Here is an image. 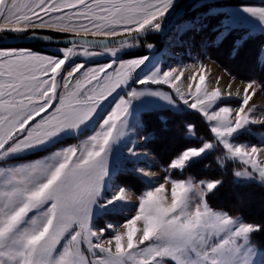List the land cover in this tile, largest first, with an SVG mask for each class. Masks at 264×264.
I'll use <instances>...</instances> for the list:
<instances>
[{
	"label": "snow or ice",
	"instance_id": "snow-or-ice-1",
	"mask_svg": "<svg viewBox=\"0 0 264 264\" xmlns=\"http://www.w3.org/2000/svg\"><path fill=\"white\" fill-rule=\"evenodd\" d=\"M175 3L0 0V39L35 40L45 47L0 48V264H264L254 259L253 241L264 224L210 206L209 196L222 180L171 175H183L215 150L222 153L218 163L245 166L234 171L238 182L264 184V144L238 142L251 124H264V116L254 115L255 105L248 107L264 85L249 80L243 93L210 88L202 63L187 76L169 67L140 78L148 57L118 55L160 30ZM190 3L195 10L215 0ZM242 9L264 25V7ZM59 44L65 46L52 54L46 50ZM101 55L112 59L87 63ZM76 57L85 62L70 65ZM205 59L211 61L207 53ZM256 59L264 66V45ZM146 97L172 110L184 105L197 112L210 136L175 154L159 184L139 167L149 158L140 141L152 134H143L133 105ZM232 99L239 104L227 103ZM185 128L195 131L191 123ZM120 175L144 180L146 190L135 205ZM110 209L123 222L97 228L95 217ZM259 255L264 258V252Z\"/></svg>",
	"mask_w": 264,
	"mask_h": 264
},
{
	"label": "rangeland",
	"instance_id": "rangeland-1",
	"mask_svg": "<svg viewBox=\"0 0 264 264\" xmlns=\"http://www.w3.org/2000/svg\"><path fill=\"white\" fill-rule=\"evenodd\" d=\"M182 1L183 0H176L173 9H171L169 13L164 17L161 26L168 25L171 22L174 11L182 3ZM245 4L253 7H264V0H215L214 5H207L204 8H202L203 10H201L198 14H192V15L189 14L191 15V18H187L189 17V15H186L187 11L192 9V5H190L186 8V11L182 19L179 20L173 26L170 32L164 36L163 41L159 43L151 42L150 40H147L145 38L148 36L147 35L141 38V43L138 47L123 49L118 55L122 59H132L133 57H137V56L148 57V60L145 62V64L142 65L140 69H138L137 75L140 78H143L151 71H154L156 68H161L162 70H166L169 67H177L178 70H183L185 72V75L187 76L192 72L200 71V64L202 63L204 65L205 72L208 77L206 83L210 88H214L218 86L221 88L222 92L225 93L227 91H232L234 93L237 88H241L240 91L241 93H243V89L246 86V82L249 80H255L259 82L260 85H263L264 66H261L258 62H256L257 61L256 56L260 46L264 45V25H262L259 20L253 18L250 14L243 11L242 5ZM210 7L213 10L207 11V9ZM203 27L205 28L204 30H202L204 34V36L202 37L204 38L201 39L202 45L201 48L199 49L198 47L192 45L193 42H196L199 39L200 37L199 30L203 29ZM232 29L235 32V34L229 47L228 31ZM190 30H192L193 42H191L190 40H185V35ZM206 33L210 34V39L212 41L211 43L213 44H217L222 40L226 41L225 43L222 44V48L218 51V53L221 56L220 62H217L213 58H211V61H209L205 59V56L203 58H198L197 56L198 52L199 54L201 52H204L203 51L204 50L203 48L205 47L204 45L206 43H209L210 41L206 38L207 37ZM222 33H223L222 38L217 40L218 37H221ZM242 37H243V41H241ZM32 44H36V43L17 44V45H10L4 47L0 46V48H15V47L33 48ZM148 44L153 45V48L149 49L147 47ZM41 46L44 47V44L42 43ZM57 47H64V46H54L47 48L49 50L48 51L49 54L56 52ZM35 50L39 51L41 49H35ZM237 50L239 51L237 52ZM235 56H237V58H235L236 60L230 59L231 57H235ZM110 59H112L111 56L101 55V56L88 58L87 63L89 64L107 63L108 60ZM81 62H85V58L76 57L72 62H70V65L72 63H81ZM257 64L260 65L261 67H259ZM243 69H249V72L246 73V75H242ZM229 73L231 75H229ZM217 77L220 78L219 84H217L215 79ZM232 77H235V80H233ZM225 83L227 84V86ZM229 84H231V88L228 87ZM120 94L123 95L124 90H120ZM227 103L231 104L232 106H237L239 104V100L232 99L227 101ZM254 105L256 108L254 115L257 116L258 118L264 116V89H256V95L253 97L252 101L249 102L248 107H253ZM159 109L172 110L171 108L164 106L161 102L148 97L144 98L142 101H137L133 105V110L136 112L137 118L142 122H143L142 118L144 119L143 116L144 113L149 114V112ZM172 111L195 112L184 105H180L179 110H172ZM195 113L201 118L200 123H198V125L200 126L199 130L200 131L207 130L203 118L197 112ZM253 125H264V124L261 123L251 124L248 127V130L246 131L251 135L250 139L248 140L239 139L238 142L257 145V146L264 144V130L253 129L252 128ZM147 126L149 125L147 124ZM147 133L152 134L151 139L154 137L152 131H150L149 128H147L146 130L144 127L143 134H147ZM195 133L196 131H194L191 134L186 132V136L189 139H193L191 137H194ZM164 134L161 135V139L158 141L159 144L165 141L164 139H162V136ZM167 134L169 136L174 133H167ZM134 138L135 137H133V139ZM70 142L76 143L77 141L73 140ZM202 142L203 140H201V142H198L197 145L201 144ZM147 143L148 141L147 142L143 140L140 141L142 150L148 155L149 158L146 160H142L141 163L139 164V167L144 168L146 173H149L151 175V178L153 179L155 184L164 183L163 180V177L165 175L164 169L167 168L169 162L166 164L160 163L159 158L156 156V154L152 153V151L147 149L146 147ZM225 162L227 161H222L219 163V165L223 166L225 165ZM178 173L179 172L177 170H173L171 175L176 179H185L187 177H192L195 180H205V181L213 180L211 178L198 179L190 174L178 176ZM234 178L237 181V178L235 176ZM240 182H244V181H240ZM119 183L125 187L128 186L131 187L132 195H133L132 205H135L136 197H138L143 191L146 190L144 180L139 177H136L135 175H120ZM217 210H222V209H217ZM134 211L135 208L133 207L132 211L126 213V215H131L134 213ZM123 220H124L123 215H120L118 212L112 211L110 209L108 212L98 214L95 217L93 223L97 228H100L107 223H112L114 225L118 223H122ZM262 222H264L263 219ZM260 252H264V250L257 246V256L254 258L257 261L264 259L259 255Z\"/></svg>",
	"mask_w": 264,
	"mask_h": 264
},
{
	"label": "trees",
	"instance_id": "trees-1",
	"mask_svg": "<svg viewBox=\"0 0 264 264\" xmlns=\"http://www.w3.org/2000/svg\"><path fill=\"white\" fill-rule=\"evenodd\" d=\"M201 10L203 9L196 8L194 10L192 8L187 11L186 15L198 14ZM191 15L187 18H191ZM204 29V27L201 30L198 29L200 37L196 42H193L192 30L185 35V40H190L193 42L192 46H196L200 49L202 45L201 39L204 38L202 37L204 36L202 32ZM234 34L235 32L233 29L228 31L229 47L232 39L234 38ZM206 36V38L210 41L204 45V52H201L200 54L199 52L197 53L198 58H203L205 53H207V56H210L217 62H220L221 56L218 51L222 48V44L226 41L222 40L217 44H213L211 43L210 34L206 33ZM145 38L154 43H159L164 40V37L159 34H151ZM41 45L42 43H36L32 44V47L35 49L45 50V48ZM46 50L49 51L48 49ZM235 58L237 57H231L230 59L234 60ZM242 72V75H246V73L249 72V69H243ZM143 116L144 119L142 118V120L145 129L147 130V128H149L154 135V137L148 141L146 147L152 151V153L156 154L159 158V162L162 164L168 163L170 159L184 147L188 145H197L198 142H201V140L205 141L210 139L207 130H199L200 126L198 123H200L201 118L195 112H174L170 109H159L151 111L149 114L144 113ZM189 123L195 125L196 133L194 137H191L193 139H189L186 136L187 131L185 126ZM147 124L149 126H147ZM252 128L264 130V125H253ZM167 133L174 134L168 136ZM162 134H164L162 139L165 141L159 144L158 141L161 139ZM250 137L251 135L249 133L244 132L240 137V140H248ZM221 154L222 153L220 151H211L204 159L199 160L198 163H195L190 168L185 169L183 175L190 174L198 179L211 178L222 180V187H220L214 195L209 196V204L213 208L222 209L229 212V214L233 216H241L247 222L264 224V222H262V219L264 220V184L256 181H236L234 178V171L242 170L243 165L237 161H227L225 162V165L220 166L217 158ZM183 175L178 173V176ZM253 241L259 248L264 250V232L256 233L253 236Z\"/></svg>",
	"mask_w": 264,
	"mask_h": 264
},
{
	"label": "water",
	"instance_id": "water-1",
	"mask_svg": "<svg viewBox=\"0 0 264 264\" xmlns=\"http://www.w3.org/2000/svg\"><path fill=\"white\" fill-rule=\"evenodd\" d=\"M191 0H183L182 3L178 6V8L174 11L172 15L171 22L168 25L161 26L160 30L158 31H150L146 33L143 37L150 35V34H159L161 36L167 35L170 30L173 28V26L182 19L186 8L191 5ZM142 37V38H143ZM31 43H42L38 42L35 40L29 41L26 39H20V40H15L11 39L10 37L7 39H0V46H10V45H17V44H31ZM58 46H65L64 44H59Z\"/></svg>",
	"mask_w": 264,
	"mask_h": 264
},
{
	"label": "bare ground",
	"instance_id": "bare-ground-1",
	"mask_svg": "<svg viewBox=\"0 0 264 264\" xmlns=\"http://www.w3.org/2000/svg\"><path fill=\"white\" fill-rule=\"evenodd\" d=\"M251 2H252V1H251ZM213 35H214V34H213ZM258 42H259V41H258ZM246 43H247V42H246ZM179 47H180V46H179ZM238 51H239V50H237V52H238ZM230 52H231V51H230ZM228 54H229V53H228ZM230 54H231V53H230ZM235 57H237V56H235ZM241 60H242V59H241ZM256 62H258V61H256ZM234 64H235V63H234ZM257 65H258V64H257ZM258 66L261 67L260 65H258ZM214 76H215V75H214ZM214 76H213V77H214ZM213 77H212V78H213ZM215 79H216V78H215ZM215 79H214V80H215ZM222 79H223V78H222ZM227 81H228V80H227ZM227 81H226V82H227ZM220 82H221V81H220ZM225 84H226V83H225ZM237 84H238V83H237ZM240 84H241V82H240ZM222 85H223V83H222ZM226 86H227V84H226ZM242 87H243V86H242ZM239 89H241V88H239Z\"/></svg>",
	"mask_w": 264,
	"mask_h": 264
}]
</instances>
